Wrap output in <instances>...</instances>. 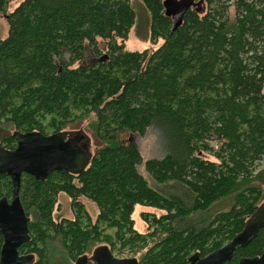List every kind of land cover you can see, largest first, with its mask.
Returning a JSON list of instances; mask_svg holds the SVG:
<instances>
[{
    "label": "trees",
    "instance_id": "1",
    "mask_svg": "<svg viewBox=\"0 0 264 264\" xmlns=\"http://www.w3.org/2000/svg\"><path fill=\"white\" fill-rule=\"evenodd\" d=\"M14 1L0 0V146L13 150L15 133L74 134L88 119L97 144L79 175L22 176L30 240L19 255L49 264L59 240L62 264L100 246L137 264H188L239 234L264 198V0H188L175 31L166 0H19L9 13ZM139 6L150 43L161 41L153 51L125 49ZM149 130L163 151L144 160L131 136ZM11 190L1 175L0 199ZM59 194L72 219L54 220ZM136 206L162 213L141 214L146 234L134 229ZM263 249L264 228L228 264Z\"/></svg>",
    "mask_w": 264,
    "mask_h": 264
},
{
    "label": "water",
    "instance_id": "2",
    "mask_svg": "<svg viewBox=\"0 0 264 264\" xmlns=\"http://www.w3.org/2000/svg\"><path fill=\"white\" fill-rule=\"evenodd\" d=\"M187 1L163 3L164 15L171 19L172 31L182 24L189 8ZM16 147L6 150L0 146V176L6 175L11 183V197L0 199V264H30L31 258L20 256L18 249L26 244L29 218L22 208L19 190L23 175H29L43 182L53 172L81 174L87 167L91 155L88 154V138L81 132L68 135L65 132L43 135L38 132L15 133ZM264 228V203L247 220L243 230L222 248L200 257L191 255L188 264H227L238 248L246 247ZM87 256L77 259L75 264H87ZM93 264H137L135 258H115L105 246L93 251ZM237 264H264V249L253 258H241Z\"/></svg>",
    "mask_w": 264,
    "mask_h": 264
},
{
    "label": "rangeland",
    "instance_id": "3",
    "mask_svg": "<svg viewBox=\"0 0 264 264\" xmlns=\"http://www.w3.org/2000/svg\"><path fill=\"white\" fill-rule=\"evenodd\" d=\"M173 1L178 2V1H187V0H173ZM194 1H198V0H194ZM18 2L19 0L12 2L8 6L7 11L10 13L13 10V8L17 5ZM136 13H137L136 23L128 34V39L125 42V49L131 52H135V51L141 52L144 50L153 51L161 44V41H158L156 44L150 43L149 34H148V15L141 6L137 8ZM6 34H7V25H6L5 15L0 13V40L4 39L6 37ZM97 43H98L99 51L102 53V55H104L105 46H106L105 42H102L101 40L97 39ZM93 61H94L93 56L89 53L88 50H86L85 55H84V62L89 65ZM89 122H90V119L86 120L80 125V128L76 129L75 131L77 133L81 132L87 138H89L88 139L89 140L88 154L92 155L96 149L97 144H95L94 142V134L88 130ZM47 124H48V121H46V125ZM49 133H51V131L48 128H46V134L48 135ZM128 137L129 136L122 134L119 136V140L123 142V141L128 140L129 139ZM131 137L134 143L137 145L138 150L140 151L144 160H148L152 158H159L162 155L163 150H162L161 144L159 142V139L155 131L149 130L147 134L145 135V137L143 138H140L138 136H131ZM204 157L211 161L214 160L211 156H207L206 154ZM140 173L145 178L147 177L143 169H140ZM147 180L151 185H153L150 182V179L148 177H147ZM258 185L264 194V181L262 183H258ZM80 201L82 202L85 210L89 214L91 221H95L96 216H97L96 207L93 205V203L87 200H80ZM263 203H264V198H263L262 204ZM142 213L155 214L156 216H160L162 213L152 208H149V207H143V206L135 207L133 214H132L134 229L140 234H146L147 224L141 218ZM53 218L57 222L60 221L61 219H72L73 218V213L70 207V200L66 195L59 194L57 196V203H56L55 210L53 213ZM60 248H61V244L59 240H55L54 242L49 244V247L47 250L48 259H50L48 261L49 264H55V263L62 264L63 261H61L59 258L61 257ZM87 255L91 256L92 251H90ZM120 256L121 257H118V256H114V257L118 259L131 258L125 255V252L121 253ZM64 262L65 263L63 264H69V262H66V261Z\"/></svg>",
    "mask_w": 264,
    "mask_h": 264
},
{
    "label": "flooded vegetation",
    "instance_id": "4",
    "mask_svg": "<svg viewBox=\"0 0 264 264\" xmlns=\"http://www.w3.org/2000/svg\"><path fill=\"white\" fill-rule=\"evenodd\" d=\"M30 240V239H29ZM1 243H2V239H1ZM28 243V242H27ZM1 248V247H0ZM92 254H93V252H92ZM20 256H28V257H30L31 258V262H30V264H32L33 263V258H32V256L31 255H20ZM91 257H92V255L91 256H87V258H88V260H87V264H93L92 263V261H91ZM240 260V259H239ZM76 263V262H75ZM238 263V262H237ZM228 264V263H227Z\"/></svg>",
    "mask_w": 264,
    "mask_h": 264
},
{
    "label": "bare ground",
    "instance_id": "5",
    "mask_svg": "<svg viewBox=\"0 0 264 264\" xmlns=\"http://www.w3.org/2000/svg\"><path fill=\"white\" fill-rule=\"evenodd\" d=\"M105 57V56H104Z\"/></svg>",
    "mask_w": 264,
    "mask_h": 264
}]
</instances>
